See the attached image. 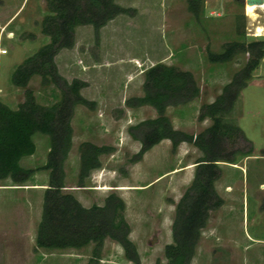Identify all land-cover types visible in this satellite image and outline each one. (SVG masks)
<instances>
[{"label": "rangeland", "instance_id": "374dc122", "mask_svg": "<svg viewBox=\"0 0 264 264\" xmlns=\"http://www.w3.org/2000/svg\"><path fill=\"white\" fill-rule=\"evenodd\" d=\"M116 1L133 12L117 16L99 32L98 39L91 26L77 27L73 48L61 50L55 57L59 74L69 83L74 79L86 81L81 95L96 103L93 110L83 106L74 109L72 146L64 163L65 191L87 208L102 205L106 196L116 193L125 203L129 238L140 264H167L164 247L172 242L174 208L192 181L200 153L187 143L172 150L167 141L132 163L141 144L131 129L155 118L156 113L148 106L129 108L125 101L143 95L144 72L156 64L189 71L200 89L199 97L167 107L165 115L175 130L196 135L211 123L198 121L200 107L215 100L248 58L243 54L230 62L213 64L208 53H221L227 42L248 43L264 40V36H248L249 17L254 19L255 7L246 6L245 0H202L197 18L188 11L187 0ZM254 13L263 23L264 10ZM45 15L43 0H0L2 44L8 50L0 57V101L11 109L23 101L24 92L11 84L14 70L49 42L40 33ZM238 22L243 24L244 36L237 35ZM29 35L35 38L29 39ZM93 63L102 67L100 74V68L82 70L81 64ZM29 87L40 105L49 106L60 99L59 91L53 85L42 86L38 77L31 79ZM233 117L252 151L237 157L234 164H220L215 189L223 205L210 214L190 264H264V57L240 92ZM32 140L35 153L20 161L22 168L35 170L25 184L47 186L48 172L39 168L46 163L49 138L34 134ZM82 142L110 146L114 152L101 156V167L91 172L84 187H77L78 146ZM1 185H12V181H0ZM127 186L145 188L118 191ZM43 192H36L38 200L35 193L0 191V222L26 220L38 224ZM7 246L12 249L10 264H88L93 249L92 244L62 251L36 250L35 244ZM99 264L133 263L125 258L118 243L106 239Z\"/></svg>", "mask_w": 264, "mask_h": 264}, {"label": "trees", "instance_id": "16d2710c", "mask_svg": "<svg viewBox=\"0 0 264 264\" xmlns=\"http://www.w3.org/2000/svg\"><path fill=\"white\" fill-rule=\"evenodd\" d=\"M43 1L47 15L40 22V33L49 42L26 58L12 74L11 84L24 91L23 101L16 109L0 101V181L9 179L15 185L26 183L35 170L22 168L20 161L35 153L34 134L47 136L49 151L46 163L39 170L48 172V185L43 193L36 230V250H80L92 244L88 264H99L101 249L109 239L122 247L129 262L140 264L136 247L129 238L125 203L116 193L106 196L102 205L87 208L65 191L64 163L72 146L74 109L83 106L93 110L96 103L81 95V90L87 87L86 82L74 79L69 83L59 74L55 64V56L61 50L73 48L77 27L91 26L98 39L100 29L108 22L133 10L117 5L115 0ZM187 2L188 11L197 18L202 0ZM236 32L238 36H244L240 22ZM34 38L29 35V39ZM243 54L248 57L243 68L233 75L213 102L200 107L198 121L209 120L211 123L196 135L175 130L165 115L167 107L184 105L199 97L200 89L189 71L156 64L144 72L143 95L125 101L129 108L148 106L156 113L155 118L144 120L131 129L132 136L141 144L132 163L141 161L163 140L170 141L172 150L187 143L200 153L194 163L192 181L174 208L172 242L164 247L167 264L191 263L210 214L223 205V199L215 189L221 175L220 164H234L237 157L247 156L252 151L250 142L233 117V107L264 57V40L227 42L221 53L209 52L208 61L222 64ZM33 77H38L42 86L53 85L59 91L60 99L49 106L37 103L34 91L29 87ZM240 143L247 147L243 149ZM113 152L110 146L82 142L78 146L77 187H84L91 172L101 167V156Z\"/></svg>", "mask_w": 264, "mask_h": 264}, {"label": "crops", "instance_id": "0c3cea01", "mask_svg": "<svg viewBox=\"0 0 264 264\" xmlns=\"http://www.w3.org/2000/svg\"><path fill=\"white\" fill-rule=\"evenodd\" d=\"M115 3L117 4V1L115 0ZM118 5V4H117ZM117 19L114 18L110 22H108L103 28L100 29L99 32H102L104 28L108 26V24H112ZM58 55V54H57ZM56 57V56H55ZM82 70L86 72V70H91L94 68H100L98 70L99 74L101 72V66L97 63H93L92 66L83 65L81 64ZM86 82V81H84ZM87 83V82H86ZM168 140H163L160 143L167 142ZM170 142V141H168ZM158 145L154 146L153 148L157 147ZM146 156V155H145ZM7 180V179H6ZM4 181V180H3ZM47 186L45 184H38V183H31V184H23V185H15L12 183V185H6V186H0V191H22L23 194H31L35 193L37 195L38 200H40V195L36 194V192L45 191ZM126 188L125 190L120 188L118 191H131V189H142L145 187L136 186V187H123ZM26 192V193H25ZM44 193V192H43ZM27 203H29L27 199ZM30 206V203L28 204ZM39 224V223H38ZM31 225L29 221L26 220H20V221H11V222H0V264H10L12 255L9 256L12 252V249L9 248L8 244L18 245V244H35V236H36V230L37 226ZM39 250V249H38ZM26 253V252H25ZM8 255V256H7ZM27 256V255H26ZM15 258H13L14 260Z\"/></svg>", "mask_w": 264, "mask_h": 264}, {"label": "built area", "instance_id": "2783aa9c", "mask_svg": "<svg viewBox=\"0 0 264 264\" xmlns=\"http://www.w3.org/2000/svg\"><path fill=\"white\" fill-rule=\"evenodd\" d=\"M255 8H254V12L256 10H264V4L263 5H254ZM253 12V15H255L254 19L253 17H249V19L251 20V22L249 23V28H248V36L250 37H253V38H257V37H262L264 36V22L261 23L257 18H259V15L258 14H255ZM260 28L261 31L260 32H257V29ZM4 32V29H0V57L2 56H5L7 55V52L8 50L3 47V44H2V34Z\"/></svg>", "mask_w": 264, "mask_h": 264}, {"label": "water", "instance_id": "95a60500", "mask_svg": "<svg viewBox=\"0 0 264 264\" xmlns=\"http://www.w3.org/2000/svg\"><path fill=\"white\" fill-rule=\"evenodd\" d=\"M246 5H263L264 0H245Z\"/></svg>", "mask_w": 264, "mask_h": 264}, {"label": "bare ground", "instance_id": "6f19581e", "mask_svg": "<svg viewBox=\"0 0 264 264\" xmlns=\"http://www.w3.org/2000/svg\"><path fill=\"white\" fill-rule=\"evenodd\" d=\"M246 6H254V5H246ZM255 7V6H254Z\"/></svg>", "mask_w": 264, "mask_h": 264}]
</instances>
